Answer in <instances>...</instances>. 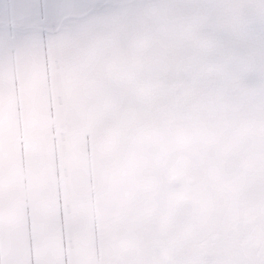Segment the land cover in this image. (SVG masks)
Segmentation results:
<instances>
[{"label":"clouds","instance_id":"obj_1","mask_svg":"<svg viewBox=\"0 0 264 264\" xmlns=\"http://www.w3.org/2000/svg\"><path fill=\"white\" fill-rule=\"evenodd\" d=\"M0 264H264V0H0Z\"/></svg>","mask_w":264,"mask_h":264}]
</instances>
